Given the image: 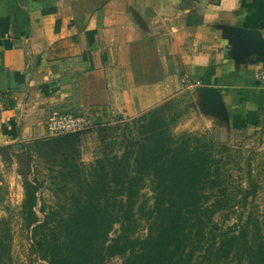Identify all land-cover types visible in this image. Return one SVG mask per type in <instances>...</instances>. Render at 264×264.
<instances>
[{
	"label": "crops",
	"instance_id": "obj_1",
	"mask_svg": "<svg viewBox=\"0 0 264 264\" xmlns=\"http://www.w3.org/2000/svg\"><path fill=\"white\" fill-rule=\"evenodd\" d=\"M234 28L264 38V0H0V146L40 137L54 113L114 122L182 94L192 130L258 129L264 53L236 54Z\"/></svg>",
	"mask_w": 264,
	"mask_h": 264
},
{
	"label": "trees",
	"instance_id": "obj_2",
	"mask_svg": "<svg viewBox=\"0 0 264 264\" xmlns=\"http://www.w3.org/2000/svg\"><path fill=\"white\" fill-rule=\"evenodd\" d=\"M180 104L174 97L117 123L93 119L101 146L90 163L81 157L84 131L0 146V161L18 166L24 188L20 214L39 259L47 264H107L116 256L124 264H264L260 221L250 218L240 229L222 231L214 224L231 203L228 148L218 147L206 133L175 134L196 103ZM36 156L49 165L52 189L64 195L43 219L36 209L42 186ZM147 183L152 204H139ZM257 188L252 182L245 198ZM142 219L147 234L138 236ZM116 224L118 234L111 237ZM11 238L8 226L0 229V264L11 260Z\"/></svg>",
	"mask_w": 264,
	"mask_h": 264
},
{
	"label": "rangeland",
	"instance_id": "obj_3",
	"mask_svg": "<svg viewBox=\"0 0 264 264\" xmlns=\"http://www.w3.org/2000/svg\"><path fill=\"white\" fill-rule=\"evenodd\" d=\"M177 98L181 100L182 108L194 101L189 94H182ZM195 110L196 104L187 108L186 114L174 127V133L180 134L184 131L206 133L215 140L218 147L226 145L228 148L224 154L227 161L225 177L231 203L216 214L214 224L221 231L229 227L240 229L250 218L253 221L258 220L264 225V119L258 125V129L226 127L216 124L212 129L192 130V126L188 127L184 124ZM127 120L129 119L122 118L114 122ZM82 131L86 134L82 137L81 157L84 162L90 163L96 159L100 150L99 133L94 125ZM34 165L37 169L36 176L42 182L36 209L39 217L43 219L50 208L58 207V204L64 202V195L52 189L53 184L48 163L36 156ZM17 170L16 163L6 165L0 161L2 176V181H0V220L4 219L6 223H0V229L8 226L12 237L11 260H4V264H47L44 260L39 259L33 251L30 232L23 227L20 209L24 198V188L22 178ZM252 182L258 185L257 192L254 196L250 195L246 199L245 194L251 188ZM152 201L153 193L147 183L139 195V204L147 202L151 205ZM119 227V224L115 225L111 237L118 234ZM146 234L147 222L142 219L137 235L145 236ZM107 264H124V258L113 257ZM232 264L237 263L233 261Z\"/></svg>",
	"mask_w": 264,
	"mask_h": 264
},
{
	"label": "water",
	"instance_id": "obj_4",
	"mask_svg": "<svg viewBox=\"0 0 264 264\" xmlns=\"http://www.w3.org/2000/svg\"><path fill=\"white\" fill-rule=\"evenodd\" d=\"M237 33L239 42L235 45L236 54L250 55L253 53H264V38L258 29L234 28ZM204 96V104L217 112L227 114L226 106L223 101L221 92L216 88L200 87Z\"/></svg>",
	"mask_w": 264,
	"mask_h": 264
},
{
	"label": "built area",
	"instance_id": "obj_5",
	"mask_svg": "<svg viewBox=\"0 0 264 264\" xmlns=\"http://www.w3.org/2000/svg\"><path fill=\"white\" fill-rule=\"evenodd\" d=\"M184 80L188 81V78L186 77ZM258 80L261 86L264 88V68L260 71ZM199 84V82H191L190 86L192 89H194ZM92 125H94V120L88 116L74 115L71 113H54L48 118L45 130L40 137L48 138L66 133L78 132L86 130Z\"/></svg>",
	"mask_w": 264,
	"mask_h": 264
}]
</instances>
